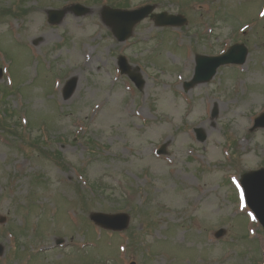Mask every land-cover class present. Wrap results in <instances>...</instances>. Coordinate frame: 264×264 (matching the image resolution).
<instances>
[{
  "label": "rangeland",
  "instance_id": "1",
  "mask_svg": "<svg viewBox=\"0 0 264 264\" xmlns=\"http://www.w3.org/2000/svg\"><path fill=\"white\" fill-rule=\"evenodd\" d=\"M108 1L0 0L22 9L0 17V264H264V231L239 186L264 167V129L249 132L264 112V2L129 0L187 24L147 19L119 44L100 16ZM77 3L84 17L69 11ZM51 10L65 11L58 24ZM236 43L248 50L242 66L184 92L194 50L217 56ZM119 55L138 68L140 91ZM94 212L128 213L129 227L100 230Z\"/></svg>",
  "mask_w": 264,
  "mask_h": 264
},
{
  "label": "water",
  "instance_id": "2",
  "mask_svg": "<svg viewBox=\"0 0 264 264\" xmlns=\"http://www.w3.org/2000/svg\"><path fill=\"white\" fill-rule=\"evenodd\" d=\"M74 11L76 15H84L87 9L80 6H75ZM151 7H145L134 12H122L118 10H105V18L109 23H113L115 26L114 33L119 39V41H124L131 33L132 27L147 16L151 12ZM63 12H53L50 14V22L57 23L63 17ZM156 20V24L160 26H178L185 22L179 16H167L165 14H160L152 16ZM247 51L243 46H233L229 51L215 58H203L199 59L197 62V67L195 70V76L193 80L186 85L187 88L192 87L197 83H204L209 81L215 74L216 69L220 65L224 64H243L246 58ZM121 69L126 72L127 69L124 60L121 58ZM1 72V71H0ZM135 79V78H134ZM139 81V80H138ZM77 79L71 78L65 85L63 89L64 99H68L74 89L76 88ZM138 85L140 83L138 82ZM264 127V114L255 120L254 128ZM197 139L199 141L204 140V136L200 131H195ZM162 148L158 153H163ZM241 184L245 190V196L248 206L253 210L258 218L259 222L264 227V169L258 171L248 172L242 176ZM91 220L97 225L111 229L121 231L127 227L128 216L124 214L117 215H105V214H92L90 216ZM224 234L223 230H220L215 234L216 238L221 237ZM1 253V249H0Z\"/></svg>",
  "mask_w": 264,
  "mask_h": 264
}]
</instances>
